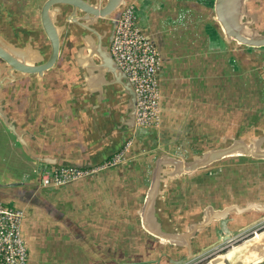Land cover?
<instances>
[{
	"label": "rangeland",
	"instance_id": "374dc122",
	"mask_svg": "<svg viewBox=\"0 0 264 264\" xmlns=\"http://www.w3.org/2000/svg\"><path fill=\"white\" fill-rule=\"evenodd\" d=\"M21 1H25L23 10L25 15H29L28 17H30L33 8H39L41 7L40 5H42L41 3H43L41 0H31V2H29V0ZM175 2H179V4L184 3L185 7H182V9L187 10H181V13H191L190 21L186 19L183 20V18L179 19L180 23H176L180 27H185L182 30H186V27H189L192 32L195 31L196 33L199 30L198 27L201 26V24L204 25V19H202L201 16H205L207 10H210L209 13L212 12V0H177ZM167 4L168 1L165 2L164 8L167 7ZM250 5L252 9L264 13V0H252ZM157 6L158 5L154 8H157ZM164 8L163 10H165ZM166 15L167 16H165V14L163 15V18H166V20L171 18L170 14L166 13ZM170 22L171 21L167 20L164 26L172 25ZM213 30L215 31V29ZM204 38L205 35H195L193 41L200 44L203 42ZM63 40L68 42V37L65 36ZM193 41H190V44H193ZM207 42L208 40H206V43ZM181 45L182 44H178L175 50L172 51V56L175 57V54L178 53L176 52L178 49H183ZM199 51L200 59L206 64L208 72L205 73L206 76L201 84L204 89L202 92L198 91L200 96L198 94H196L197 96L195 95L196 89L195 92L192 93L195 96L191 99L190 103L187 104V107L191 106L193 110L195 109V112L198 107L201 114H197L198 116L191 114L190 117H188L189 114H185L186 101L183 98L184 95L177 99L170 98L171 100H167L166 102L170 103L171 108L174 107V111L172 110L174 113L172 116L173 121L170 122V114H168L167 121H165V124L163 122V125H160L159 129L151 130V132L147 134L139 133L135 137L136 139L133 140L135 141L132 147L133 149L125 153V159L127 158L128 161H126L129 162L125 164L127 165L126 170L132 171V169L134 170V163H132L131 160L136 157V160L139 158L141 169H138L136 172L141 174L134 172L135 174L132 176H135V178L139 176V179L134 181L127 180V182L141 183V186L146 190L149 185L150 171L153 162L157 156L163 153L177 158H188L216 145L220 138L225 135L248 138L249 135L256 132H264V98L261 96V89H264V48L251 51L250 48L247 47L228 48L224 44V47L220 46V48L215 47V45H209L208 48H202V50ZM72 53L71 48L70 50H64L62 57L68 55L69 58L72 59ZM174 57L169 61V64L174 63ZM61 59L60 57L58 61H61ZM64 66L67 67L66 60ZM176 66L178 69H180V67H188L189 61L185 60L182 64L178 63ZM203 69H206V67L203 66ZM75 81L79 84L82 83L81 71L80 76L74 77L73 82ZM68 84L69 82L66 76L59 73L52 81L51 88L57 93L60 90L68 89ZM72 88L74 90L75 85H73ZM27 90L29 93L30 89L27 88ZM180 94L181 93H178V95ZM80 99L82 100L81 97ZM51 100L54 101L53 99ZM163 109L164 107L161 109L160 99V110L162 114ZM188 123H194V125H189L191 130H184L187 127L183 129L182 124ZM253 123H257L255 127L252 126ZM76 126L75 122L65 123L62 128H52V135L57 133V131L59 132V129H61V132H63V130L69 131L68 134L63 132V137L69 139V135L75 133L76 138H81L83 140L84 137L82 133H77L79 132V128L74 130ZM37 135L47 139L45 129L37 131ZM9 138L12 139L14 137L9 135ZM9 138L0 127V142L3 143L0 144V151L3 152V159L6 167L8 165V168L4 167L6 173L0 174V184L9 181H21L23 178L22 174L24 176L23 179L27 176L30 181H34L36 178L38 179V164L29 161L28 156L24 153V156L21 155V147H18L16 142H13L15 145L13 146ZM49 141L53 140L51 139ZM7 144L9 148L7 147V149H5V145ZM87 144L89 143L87 142ZM2 145L4 149L1 148ZM11 151L13 155H11ZM127 182L125 183L129 184ZM75 183L64 186L66 189L69 188L66 191L69 190V193L74 192L70 190V186H75ZM166 184V187L163 189L159 212L163 214L166 221H172L171 223L175 227L182 230L188 223L195 220L196 214L206 206H211L214 209H221L230 204H243L249 201L264 202V162L256 160L250 161L239 157L228 158L207 169L196 171L189 176L177 180L168 181ZM91 186L95 187L97 185L94 183V185ZM61 187L64 188L63 186ZM39 188L42 196L48 193L47 189ZM62 188L56 191H61ZM1 190H5V193H9L11 191L14 192L15 189L8 187L2 188ZM1 201L7 206L14 207V204L8 199L2 198ZM262 220H264V218ZM241 223L242 222H237L236 225ZM22 228L21 226V229ZM119 229L121 230L117 231L116 237H114L112 229L111 238L117 239V241L112 242V248L115 251H111V262L120 260L119 262H126V264H138L141 257L136 253L138 251L137 249L142 247H144V250H150L153 247L155 249L153 258L158 257L160 264H171L166 258L176 261L185 256L184 253L170 245L162 246L155 238L150 240L146 234L137 236L136 232H140L139 226H126ZM263 231L264 227L257 233ZM250 237L251 236H249V238ZM230 238L231 237L222 239L218 245L202 253L199 250L201 247L198 248L199 245H197V243L202 242L203 239L201 238L200 240L194 241L193 257L189 260H185L182 264H209L214 258L225 254L228 250H234L232 246L242 242L240 241L232 244ZM28 247L27 245L26 250H28ZM119 247L127 248L126 254L129 256L132 254V257L126 258L125 261V257L117 259L116 256L118 257V252L116 250H118ZM258 256L259 257L251 258L249 261L240 260V262H243V264H264V253H260ZM143 257L146 258L148 256L143 254ZM234 258L235 256L225 260V263L229 264ZM106 260V263H108L110 258H106Z\"/></svg>",
	"mask_w": 264,
	"mask_h": 264
},
{
	"label": "water",
	"instance_id": "95a60500",
	"mask_svg": "<svg viewBox=\"0 0 264 264\" xmlns=\"http://www.w3.org/2000/svg\"><path fill=\"white\" fill-rule=\"evenodd\" d=\"M251 2L252 0L213 1L210 16L212 28L228 48L264 47V13L252 9ZM130 3H132L131 0H95L94 4L86 0H45L39 9V39L35 45L32 41L36 36H27L25 42L19 43L15 41V36L10 39L0 31V61L3 62L0 64V69L7 72H20L19 78L30 75L32 76L31 80H35L38 87L41 88V94L44 92L56 94L51 85L45 86L42 83L45 72L51 69L59 54L60 37L64 30L63 26L57 25L56 16L59 13V8L61 5L71 6L74 16L67 21L74 23L83 31L81 44L76 51V54L78 52L82 54V59H76V54L73 58L76 67L82 73V83L75 84L79 96L78 101L89 106V109L94 110L98 116L101 113L103 116L105 110L107 115L111 113V110L108 112L111 100L106 92L109 90L110 97L115 95L114 97L118 100L115 110L121 114V129L116 127L118 125H111V142L109 146L105 147V156L94 162L86 160L93 145L84 144L81 138L67 139V137H63V132L68 134L69 131L61 132L60 129L59 132L56 130L55 138H41L25 128L24 125L20 126L11 120L0 105V121L16 138L24 153L34 162L48 166L81 169L95 167L116 154L128 140L138 135V129L135 127L136 97L134 90L109 53L117 20ZM77 11L83 13L81 18H74ZM0 14L3 18L11 17L8 9L1 5ZM102 24V28L98 29L97 26ZM40 32L48 40L49 54H46L40 46L42 43ZM81 63L86 64L81 65ZM14 78L12 77L10 80ZM2 82L0 79V85L3 84ZM29 97L30 91L28 93L27 89H24L20 96L14 97L12 107L17 112L16 114H23L29 107ZM98 109L101 110L98 111ZM48 122L54 124V121L49 120ZM112 122L114 124L113 119ZM57 123L54 124V128H59L61 121ZM34 127L42 129L39 125ZM113 133H115V137ZM100 135H103L102 131ZM100 135L94 136L93 139L98 140ZM51 139L53 141H49ZM96 145L94 141V147ZM36 147L47 155L36 153ZM109 148L110 150H108ZM76 153L80 156V161L67 162L63 160L74 157ZM91 154L93 155L92 152ZM237 157L264 161V132H256L249 135L248 138L225 135L216 145L195 156L177 158L163 153L154 160L150 171L149 185L144 192L138 214L145 233L155 238L162 246L170 245L185 254L182 259L176 261L166 258L169 263L182 264L185 260L191 259L194 241H197L198 236L212 224L219 223L223 232L228 234L226 224L233 221L236 216L246 213H261L263 214L262 219L264 218V202H248L241 205L231 204L222 209L206 206L200 211V216L195 217V220L188 223L182 230L166 220L160 218H157L156 221L152 220L154 215L159 214L163 189L168 181L189 176L225 159ZM162 239L166 240L165 244L160 242ZM220 242L221 240H218L208 244L201 248L200 252L207 251ZM156 264H160V261H157Z\"/></svg>",
	"mask_w": 264,
	"mask_h": 264
},
{
	"label": "crops",
	"instance_id": "0c3cea01",
	"mask_svg": "<svg viewBox=\"0 0 264 264\" xmlns=\"http://www.w3.org/2000/svg\"><path fill=\"white\" fill-rule=\"evenodd\" d=\"M41 1L44 2L45 0ZM136 1L135 4L141 11L139 25L154 43L162 60L158 75L161 109L164 107L162 111L163 114L161 113V115H163V117H161V126L163 122L165 124V121H167L168 114H170V122L173 121L172 116L174 113L172 110L174 111V107L171 108L170 103L166 102L170 98L177 99L184 95L183 98L186 101L185 114H189L188 117H190L191 114H201L198 107L195 112V109L193 110L191 106L187 107V104L190 103L191 99L196 94L200 96L198 91L202 92L204 89L201 84L206 76L205 73L208 72L206 64L200 59L199 50H202V48L206 49L209 45H215V47L219 48L220 46L224 47V44L212 28V21L210 20V22L205 23V18L201 16V18L204 19V25L201 24L196 33L195 31L192 32L189 27H186V30H182L185 27H180L176 23H180L179 19L183 18V20L186 19L190 21L191 13L187 12L183 14L180 12L173 16L170 15L171 18L167 19L171 21L170 23L172 25L164 26V23L167 22L166 18L158 19V22L153 25L150 18V7L158 12V9L162 6L161 3L155 4L150 0ZM29 2H31V0H29ZM24 3L25 1L21 0H12L11 4L4 3L11 16L8 20L10 33L7 34V36L10 39L15 36V41L21 43L26 41L27 36L33 35L34 37L36 36L32 41L35 45L39 39V28L37 23L39 21L40 7L33 8L30 17H28L29 15H25L23 10ZM156 5H158L157 8H154ZM165 16L167 15L165 14ZM201 34L205 35L202 43L199 44L193 41L195 35ZM206 40H208L207 43ZM190 41L194 43L190 44ZM178 44H182L181 47H183V49H178L176 51L178 53L175 54L174 57L171 53ZM173 57L175 58L174 63L169 64V61H171ZM185 60L189 61V66L180 67V69H178L176 64H182ZM203 66H205L206 69H203ZM47 84L48 82L45 86ZM196 89L195 95L192 94ZM178 93L181 94L178 95ZM46 95L48 96V93H46ZM54 95L53 93L51 99H53ZM48 101L49 96L43 101V109L40 111H38V109L35 110L34 115H36H33L32 119H30V113L25 110L22 115L25 116V114H27V118L26 120L22 119V124L29 131L36 134L39 128H35L34 126L39 125V127L46 130L47 139H50L56 137V133L52 135V128H54V124L56 123V111L53 104L51 105ZM13 113L16 114L17 112L14 111ZM49 120L54 121V124H51L52 122L49 123ZM189 125L192 126L194 123L182 124L183 129L187 127L184 130H191ZM94 150L95 149L92 148L91 152L95 153L96 150ZM22 152L24 153L23 150ZM35 152L41 155H47V153L41 152L39 148H37ZM51 155L55 156L53 154ZM92 156L94 157V155ZM28 158L30 159L29 161L34 162L33 159L30 157ZM63 160L66 161L67 158ZM130 179L134 181L139 179V176H137V178L132 176ZM112 180L117 182L116 185L111 183ZM126 180L127 178L123 180L122 174L120 173L114 174L113 172H109L75 183V186H70V190L74 192L69 193V190L66 191L69 188H62L60 194L56 197L60 201H63L65 198L71 204L69 208L65 209L61 204L63 208V210H61L66 211V215L57 208L56 203H53V205L50 206V210L54 215L53 218L47 217L42 219V217L31 218L30 216L29 219H26L24 222V226L22 225V237L25 245L29 246L27 250V264H126V262H119L120 260L111 262V251L114 250L112 248V242L117 241V239L111 238L112 229L114 237H116L117 231L121 230L119 228L127 226L126 218L131 219L130 217L133 216L130 215L132 213L131 210L134 209V207L129 208V201L132 202L135 199L139 210L145 190V188L141 186V183L138 182H132V187H128V185L125 184ZM94 183L98 187L91 186L94 185ZM109 188L113 190V194H109V191H107ZM131 189H136L134 191L135 197L133 194L129 195V190ZM132 203L135 204L134 202ZM138 210L136 212H138ZM67 212L69 213L67 214ZM62 214L65 216L61 217ZM123 219H125L124 222H122ZM139 228L141 232L138 231L139 235L146 234L150 240L153 238L143 231L141 225H139ZM137 250L140 253L145 252L144 247L138 248ZM150 250L153 251L155 249L152 247ZM116 251L118 252V257L116 256L117 259L125 257V261V259L129 257V255L126 254L127 248L125 247H119ZM260 253H264V249L254 253L251 258L259 257L258 255H260ZM106 258H110L108 263H106Z\"/></svg>",
	"mask_w": 264,
	"mask_h": 264
},
{
	"label": "flooded vegetation",
	"instance_id": "af4514ba",
	"mask_svg": "<svg viewBox=\"0 0 264 264\" xmlns=\"http://www.w3.org/2000/svg\"><path fill=\"white\" fill-rule=\"evenodd\" d=\"M86 1H89L92 4L95 3V0H86ZM150 1L155 3V4H159V3L162 4V6H160V8L158 9L159 10L158 12L154 11V9L150 7V11H151L150 12V15H151L150 18H151V23L153 25L156 22H158L157 21L158 19L163 18L164 17L163 15L166 13L173 16L176 13L180 12L181 10H187V9H182V7H185L184 3L179 4V2H175L174 0H150ZM166 1H168V4H167V7L164 8V4ZM213 1L214 0H212L211 6H213ZM11 2H12V0H0V5L5 6L4 3L11 4ZM135 2H137V1L134 0V2H132V3H135ZM163 8L165 10H163ZM207 11L205 12V16H202L203 18H205V23L206 22L208 23L211 20L210 16H211L212 12L209 13L210 10H207ZM73 16H74L73 15V9L71 6H67V5H61L60 6L59 13L56 16L57 17V25L63 26L64 30H63L62 35L60 37L59 52H58L59 54H58V57L56 58L54 65L51 67V69H49L48 71L45 72L42 85H45L47 82H48L47 85H50L52 83L51 81H53L55 79V77L57 76V74H59V73H62L66 76L67 81L69 82V84L67 85L68 89H63V90L58 91L53 96L54 101L51 100L52 94L48 93V96H49L48 103H50L51 105L53 104V106L55 107L56 123L58 121H61V124H59V128H62V126H64L65 123H74V122L76 123L77 126L74 128V130L79 128V132H77V133H82V135L84 137V139H83L84 143L87 144V142H88L89 144L93 145V148L96 150V151L94 150L95 153L93 152L94 157L91 154H88V159H86L87 161L94 162V161L101 159L105 156V150H106L105 147L109 146L110 142H111V134H112L111 133V125L112 126L118 125L116 127H119V130L121 129V121H120V118H121L120 115L121 114H119V112L117 110H115L118 100L114 97L115 95L110 97L109 94L111 92H108L109 90L106 92V93H108V98L111 100L110 101L111 105L109 104V106H108V108H109L108 112L111 110V113L110 114L108 113V115L106 114L107 112L104 109L105 111L103 110L104 111L103 116H101L102 113L100 116H98L94 112V110L89 109V106H85L83 102L79 103V101H78L79 96H78L77 89L73 90L72 86L75 84L76 85L79 84L77 81L73 82V80H74V77L80 76V69H78L76 67V63L74 62L73 58H74L76 51L78 50V48L81 44V41H78V40H81V36L83 34V31L78 26H76L74 23L67 21V19L72 18ZM82 16H83V13L77 11L74 18H81ZM8 20H9L8 17L3 18L2 14H0V31L6 35L10 33ZM205 25H207V24H205ZM37 26L40 29L39 21L37 23ZM102 26H103V24L98 25L97 28L101 29ZM71 34L73 37L71 36ZM65 36L68 37V42H65L63 40ZM40 37L42 40V43L40 44V46H42V49L46 54H49L50 49H49V43H48L46 36L42 32H40ZM70 48H71V51L73 52L72 53V59L69 58L68 55H64L62 57L63 51L68 50V49L70 50ZM262 48H264V47H262ZM256 49H261V48H250L251 51H254ZM60 57L62 59H61V61H58L60 59ZM65 60L67 62V67L64 66ZM2 63L3 62L0 61V64H2ZM20 74H21L20 72L19 73L15 72V71L7 72L6 70L2 71L0 69V79L3 81L2 82L3 84L0 85V97H1L0 105L3 107L4 112L6 113V115L8 117H10L11 120H13L16 124L23 126V124H22L23 120L22 119L26 120L27 114H25V116H23L20 113L19 114L13 113L15 111V109L12 107L14 97L20 96L21 92H23L24 89H27V88L30 89L29 90L30 91V97H29L30 99H29V104H28L29 107L26 110L30 113V119H32L36 109H38V111L43 109L42 103L48 96L46 95L45 92L41 94V88L38 87L35 80L34 81L31 80L32 76L26 75V76H22L21 78H19L18 75H20ZM12 77H15V78L13 80H10ZM261 93H262L261 96H263V98H264V89L263 88L261 89ZM237 100H238V98H237ZM263 105H264V101H263ZM99 110H101V109H98V111ZM114 112H115V114H114ZM112 114H113V116H111ZM112 119L114 120V124L112 122ZM256 124L257 123H253L252 126L255 127ZM0 127L2 128L3 131H5V134L8 138H9V135H11V137H14L7 130V128H5V126L2 124L1 121H0ZM101 131H102L103 135H100ZM150 132H151V130H146L143 133L147 134ZM115 133H116V131H115ZM115 133H113V136L115 135ZM96 135H100L99 139L97 138L98 140H95V138L93 139V137L94 136L96 137ZM69 138L70 139L75 138V133H73V134L71 133L69 135ZM9 139L12 142V144H13V142H16L17 146L20 147L18 142L16 141L15 137L12 139L11 138H9ZM134 139H136V138H133V140ZM94 141L97 144L96 147H94ZM134 143H135V141H133L132 144L130 145L129 152L133 149L132 147L134 146ZM0 144H3V143L0 142ZM5 146H6L5 149H7V147L9 148L8 144ZM13 146H15V145L13 144ZM1 148L4 149V146L2 145ZM108 150H110V148ZM89 152L91 153V150H89ZM10 153H11V155H13L12 151ZM21 155L24 156L22 150H21ZM136 158L131 160L132 163H134L133 164L134 170L132 169V171L126 170V166H127L126 164L129 163V162H127L128 160L126 158L120 164H118L112 168H108V169L96 172L95 174L91 175L89 178H92V177L97 176V175L102 174V173L113 172L114 174H119V173L122 174L123 180L127 178V180L132 181V179H130V178L132 177V175H134V172L138 171V169H141V166L139 165L140 160H139V158L136 160ZM239 158H243V159L250 160V161H255L252 158H244V157H239ZM66 161L67 162L68 161H80V156L76 153L74 155V157H70V159H67ZM257 161H262V160H257ZM262 162H264V161H262ZM36 164H38V166H39L38 169L40 171L42 169L43 165L40 163H36ZM135 166H137V167H135ZM4 167H6V164H5V161L3 159V152L0 151V174L6 173V171H4ZM6 168H8V165ZM121 169H123V170H121ZM136 173L141 174L138 172H136ZM22 177L24 178L23 174H22ZM23 178L21 181H18V180L17 181H9L7 183L0 184V201L2 198L8 199V200H10V202H12L14 204L15 207L23 209L24 218L22 221V225L26 221V219H29L30 216H31V218L42 217V219L47 218V217L53 218V216H54L53 212L50 210V206L53 205V203H56L57 208L60 210L61 209L63 210V208L65 209V208L70 207L71 204L65 198L63 199V201H60L56 197L58 194H60V191H56V190L60 189L62 187H59V188H43V189H47L48 193H45L42 196L40 193V188H39V187H41L39 185V174H38V179L36 178L34 181H30L28 176L25 179H23ZM89 178H86L84 180H87ZM127 180L125 182H127ZM81 181H83V180H81ZM109 181H110V179H109ZM111 183L116 185L117 182L112 180ZM127 183H129V182H127ZM126 185L132 187L131 183L126 184ZM8 187L15 189L14 192L11 191L9 193H5V190H1L2 188H8ZM111 188L107 189V191H109V194H113V190ZM54 191H56V192H54ZM134 191H135L134 189H131L129 191V195L133 194V196L135 197ZM1 202H3V201H1ZM132 202H134L135 204H133ZM132 202L129 201V208L134 207V209L131 210L132 213L130 214L133 216L130 217L131 219L126 218L127 219V226L128 227H131V226L138 227L139 225H141V218H140L138 212H136L138 210V205H137V202L135 201V199ZM249 202H251V201H249ZM252 202H259V201H252ZM246 203H248V202H246ZM61 204L63 205V208L61 207ZM243 204H245V203H243ZM236 205H241V204H236ZM67 211H69V210H67ZM62 212H64L66 215V211H62ZM68 213L69 212H67V214ZM199 214H200V212H199ZM199 214L198 213L196 214V218ZM64 216L62 214L61 217H64ZM262 216H263V214H261V213H259V214H257V213H249V214L246 213V214L234 217L233 221L226 224L228 234L227 233L225 234L223 232L222 227L220 226L219 223L212 224L204 232H202L201 235L198 236L199 240L201 238L203 239L202 242H199L197 244V245H199L198 248H200V247L204 248L208 244L214 243L218 240H222V239H225L228 237H231L230 242L232 244L238 243L240 241H242V242L243 241H250L254 238H257L262 233V232L261 233H257V232L259 230H261V228L264 227V220H262ZM163 220H165L164 216H163ZM124 221H125V219H123L122 222H124ZM237 222H242V223L239 225H236ZM121 224H123V223H121ZM136 233L138 236L139 235L138 231ZM249 236H251V237L249 238ZM247 238H249V239H247ZM245 239H247V240H245ZM239 244H237V245H239ZM237 245L232 246V249H234V251H235L234 247ZM154 253H155L154 250L153 251L145 250L144 253H140L137 251L136 254L141 257V260L138 261V264H156V262L158 261V257L153 258ZM255 253H257V252H255ZM143 254L148 256L149 258L148 257L144 258ZM149 255H151V256H149ZM235 256H236V252H235ZM251 256L247 260L242 259V258H240V260L241 261H249ZM131 257H132V254L129 256V258H131ZM240 260H239V262H240ZM230 262H229V264H230ZM241 263L243 264V262H241Z\"/></svg>",
	"mask_w": 264,
	"mask_h": 264
},
{
	"label": "built area",
	"instance_id": "2783aa9c",
	"mask_svg": "<svg viewBox=\"0 0 264 264\" xmlns=\"http://www.w3.org/2000/svg\"><path fill=\"white\" fill-rule=\"evenodd\" d=\"M140 8L130 3L122 11L110 44L109 53L126 76L136 97L135 127L138 134L161 125L159 71L161 56L139 25ZM133 139L116 154L87 169L45 165L39 171L42 188H57L79 182L96 172L112 168L125 160ZM24 211L0 201V264H27L28 253L22 237Z\"/></svg>",
	"mask_w": 264,
	"mask_h": 264
},
{
	"label": "bare ground",
	"instance_id": "6f19581e",
	"mask_svg": "<svg viewBox=\"0 0 264 264\" xmlns=\"http://www.w3.org/2000/svg\"><path fill=\"white\" fill-rule=\"evenodd\" d=\"M80 58L82 59V54H79V52L76 54V59ZM86 63H81V65H85ZM200 216V214H199ZM157 218L163 219V215L159 212L158 215H154L152 220L156 221ZM161 243L165 244L166 240H160ZM234 250H228L225 254L220 255L212 260L209 264H226L225 260H228L235 256L233 261L230 262V264H242L239 262L240 258L242 259H249V257L260 250L264 248V232H262L257 238H254L250 241H243L241 244L234 247ZM183 250V249H182ZM218 250V249H217Z\"/></svg>",
	"mask_w": 264,
	"mask_h": 264
},
{
	"label": "trees",
	"instance_id": "16d2710c",
	"mask_svg": "<svg viewBox=\"0 0 264 264\" xmlns=\"http://www.w3.org/2000/svg\"><path fill=\"white\" fill-rule=\"evenodd\" d=\"M131 2H134V0H131ZM161 117H162V115H161ZM162 120V119H161ZM15 207V206H14ZM22 231V230H21Z\"/></svg>",
	"mask_w": 264,
	"mask_h": 264
}]
</instances>
